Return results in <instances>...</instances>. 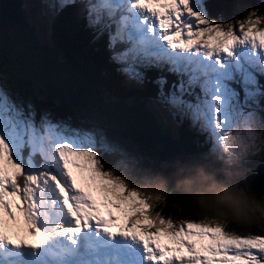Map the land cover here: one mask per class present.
Here are the masks:
<instances>
[{
	"label": "snow or ice",
	"instance_id": "snow-or-ice-1",
	"mask_svg": "<svg viewBox=\"0 0 264 264\" xmlns=\"http://www.w3.org/2000/svg\"><path fill=\"white\" fill-rule=\"evenodd\" d=\"M207 4L46 0L50 16L74 10L128 82L150 85L159 109L203 136L168 158L207 148L213 125L227 122L216 72L244 54L264 57V0L230 20L208 15ZM153 159L0 74V264H264V228L175 220L110 170Z\"/></svg>",
	"mask_w": 264,
	"mask_h": 264
},
{
	"label": "water",
	"instance_id": "water-1",
	"mask_svg": "<svg viewBox=\"0 0 264 264\" xmlns=\"http://www.w3.org/2000/svg\"><path fill=\"white\" fill-rule=\"evenodd\" d=\"M0 74L9 77L22 93L60 115L102 122L111 137L160 158L149 163L165 167L172 177L182 168L199 165L192 154L168 158L191 153L187 143L175 140L147 108L136 102L130 101V106L121 99L107 104L103 90L73 66L59 45L42 46L33 31L16 30L4 36L0 42Z\"/></svg>",
	"mask_w": 264,
	"mask_h": 264
},
{
	"label": "trees",
	"instance_id": "trees-1",
	"mask_svg": "<svg viewBox=\"0 0 264 264\" xmlns=\"http://www.w3.org/2000/svg\"><path fill=\"white\" fill-rule=\"evenodd\" d=\"M27 4V0H0V40L9 31H13L16 28H27L30 19L33 18V7ZM260 4L261 0H210L207 4V11L211 17L230 20L234 16L241 15L246 11V6L250 7L255 5L259 7ZM261 12H264V7L261 8ZM241 18H243L242 15ZM48 37L52 42L61 46L63 53L76 67L92 77L94 82L104 87L108 93L126 99L132 95L138 96L137 99L143 100L146 103L144 105H149L150 98L153 96L151 86L145 85L139 94L132 93L129 91L130 89L122 86L119 79L115 78L113 74L114 70L106 55L104 44L102 42H93L90 30L76 16L74 10L69 9L59 14L50 26ZM258 79L259 86L253 89L261 96L260 102L264 109V78ZM236 88L242 97L246 96V91L242 89V86H237ZM250 105L253 106V104ZM189 129L190 125L187 123L186 125L182 124L177 134L187 140L194 149L195 147L192 141L195 138ZM195 155L199 158L201 157L199 151H195ZM209 165L212 169H215L212 164L209 163ZM124 173H126L128 181L132 184H137L140 181H147L149 184H152L159 178L171 179L172 177L166 171L165 167L149 162L129 164ZM247 182L251 185L253 191L264 194V163L260 165L255 174L247 176ZM154 211H159L175 220L204 222L196 217L182 215L179 210L164 205L154 207ZM221 227L231 233L250 234L257 227L264 228V221L254 223L247 228L234 224H221Z\"/></svg>",
	"mask_w": 264,
	"mask_h": 264
},
{
	"label": "clouds",
	"instance_id": "clouds-1",
	"mask_svg": "<svg viewBox=\"0 0 264 264\" xmlns=\"http://www.w3.org/2000/svg\"><path fill=\"white\" fill-rule=\"evenodd\" d=\"M254 152H264V129L257 126L229 141L222 176L219 170L197 165L178 170L171 179L159 178L140 190L150 197L154 207L164 205L205 222L247 228L264 221V194L252 190L247 170L240 163ZM110 170L130 184L116 164Z\"/></svg>",
	"mask_w": 264,
	"mask_h": 264
},
{
	"label": "rangeland",
	"instance_id": "rangeland-1",
	"mask_svg": "<svg viewBox=\"0 0 264 264\" xmlns=\"http://www.w3.org/2000/svg\"><path fill=\"white\" fill-rule=\"evenodd\" d=\"M37 5L40 10L35 14V18L36 22L39 23V28L43 31L45 27L42 25L46 24V20L44 17L46 16L47 7L45 4L42 8L40 0H38ZM42 11H45V14ZM261 26L264 27V25ZM261 59H264V57H253L250 54H244L242 60L226 63L225 66L222 69H219L215 74L214 82L216 87L219 88V92L214 94L223 97L221 114L222 116L227 117L228 120L227 122L220 121L215 123L211 129V135L212 137L214 136V139L216 141V152H220V157L223 164L224 161L228 158L227 148L229 141L233 137L243 135L252 126H257L264 129V115L259 113V111L257 110L250 111L251 106L249 102L256 104L258 108L262 107L260 102L258 101L260 97H256L255 94L250 92V95L244 98V101L241 102L240 98L236 95V91L232 87V84L238 85L239 80L242 81V84L254 86L255 81H253V78L256 77V75L252 74L250 71L245 72V69L243 67L244 65H255L257 70L256 72H258V74H262V72H264V66L260 64ZM9 82L12 83L10 79ZM164 112L165 111L158 108V113L164 116ZM177 125L178 124L175 122L174 126L177 127ZM240 163L247 170L246 177L255 174L258 171L260 165L264 163V152H254V154L251 155L248 159L242 160ZM118 167L122 172H125V170L127 169V167ZM122 181L126 183L124 180ZM126 184L130 189L141 193V195L147 199L149 204L152 205L150 197L140 190L142 187L150 185L147 181H140L137 184H132L131 182L130 184ZM152 207L154 210L153 205ZM205 223L213 224L220 228V223L218 222Z\"/></svg>",
	"mask_w": 264,
	"mask_h": 264
},
{
	"label": "bare ground",
	"instance_id": "bare-ground-1",
	"mask_svg": "<svg viewBox=\"0 0 264 264\" xmlns=\"http://www.w3.org/2000/svg\"><path fill=\"white\" fill-rule=\"evenodd\" d=\"M90 79H92V77H89ZM93 80V79H92ZM94 81V80H93ZM101 86V85H100Z\"/></svg>",
	"mask_w": 264,
	"mask_h": 264
}]
</instances>
